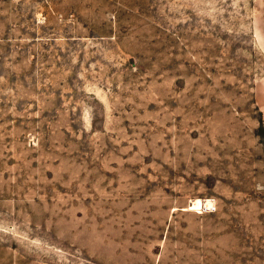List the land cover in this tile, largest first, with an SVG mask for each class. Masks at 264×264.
<instances>
[{
  "label": "rangeland",
  "instance_id": "1",
  "mask_svg": "<svg viewBox=\"0 0 264 264\" xmlns=\"http://www.w3.org/2000/svg\"><path fill=\"white\" fill-rule=\"evenodd\" d=\"M0 264H264V0H0Z\"/></svg>",
  "mask_w": 264,
  "mask_h": 264
},
{
  "label": "bare ground",
  "instance_id": "2",
  "mask_svg": "<svg viewBox=\"0 0 264 264\" xmlns=\"http://www.w3.org/2000/svg\"><path fill=\"white\" fill-rule=\"evenodd\" d=\"M203 201H201L200 199H196L193 202L190 203L189 206V211H194V210H199L202 209V205H203ZM210 205L209 202L206 203V206ZM208 208V207H207Z\"/></svg>",
  "mask_w": 264,
  "mask_h": 264
},
{
  "label": "crops",
  "instance_id": "3",
  "mask_svg": "<svg viewBox=\"0 0 264 264\" xmlns=\"http://www.w3.org/2000/svg\"><path fill=\"white\" fill-rule=\"evenodd\" d=\"M171 211H175V210H171ZM173 213H175V212H173ZM171 220H173V217L171 218ZM209 238V237H208Z\"/></svg>",
  "mask_w": 264,
  "mask_h": 264
}]
</instances>
